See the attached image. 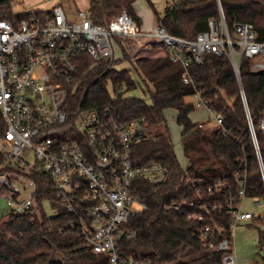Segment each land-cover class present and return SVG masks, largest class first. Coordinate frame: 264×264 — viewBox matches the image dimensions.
<instances>
[{"label":"built area","instance_id":"built-area-1","mask_svg":"<svg viewBox=\"0 0 264 264\" xmlns=\"http://www.w3.org/2000/svg\"><path fill=\"white\" fill-rule=\"evenodd\" d=\"M24 0H9L0 16V201L6 212L0 222L11 214L29 212L30 220L41 213L64 209L73 215L70 226L87 238L94 253H106L110 264H146L137 258L124 259L118 243L131 238L135 231L125 222L147 208L139 183L158 186L169 178L167 167L157 161L136 163L133 147L155 138L153 125L143 117L118 121L108 112L82 108L73 100L69 89L72 75L84 57L94 64H112L113 37L127 40H153L164 47L172 63L183 68L182 81L193 87L195 107L208 111V118L221 126V114L213 111L204 100L202 90L189 73L192 63H201L203 55L213 53L229 59L240 97L246 107L241 81V61L250 60V70L264 72V40H259L253 23L226 20L220 3L217 16L210 18L207 29L189 39L169 33L161 24L141 30L125 9L111 12L104 24L92 20L88 11L71 10L60 5L46 12H31ZM247 122L264 183L262 166L251 117L246 108ZM264 131V111L259 121ZM245 163L240 167L245 168ZM245 172V171H244ZM238 177V197L245 194V173ZM51 179L58 204L39 199V174ZM194 186V181L187 182ZM200 183V181L198 182ZM218 179L209 189L215 194L226 186ZM260 206L258 196L250 197ZM49 201V205L47 202ZM240 201L229 203L232 225L262 216V212L242 210ZM264 202V201H263ZM193 203H190L192 205ZM217 205L202 204L209 212ZM178 213L184 204L170 201L164 206ZM187 217H201L187 212ZM220 229L206 226L201 237L213 239ZM231 231L217 242L213 250H224L221 264H238L230 245Z\"/></svg>","mask_w":264,"mask_h":264},{"label":"trees","instance_id":"trees-1","mask_svg":"<svg viewBox=\"0 0 264 264\" xmlns=\"http://www.w3.org/2000/svg\"><path fill=\"white\" fill-rule=\"evenodd\" d=\"M88 1L89 15L98 24L106 23L107 15L120 9H125L138 26L141 24L134 10L135 0ZM8 2H0V16L7 15L4 9ZM218 3L229 25L251 22L258 39L264 40V0H175L162 13L156 12V21L171 34L193 39L207 29L210 18L217 16ZM113 41L120 49V59L111 65L106 61L96 65L92 59L84 57L73 73L69 89L73 92L74 102L85 109L108 112L118 121L143 117L154 127L165 123V112L173 110L181 128L182 145L185 139L192 138L193 144L202 136L209 147L208 157L213 160L212 164L214 160L221 164V167H193L198 156L187 151L188 166L184 169L173 151L170 137L163 134H156L155 138L135 145L133 158L136 163L160 162L167 167L169 178L158 186L144 181L139 183L147 208L125 222V227L135 234L119 241V255L124 259H141L146 264H221L225 251L213 250L209 244L217 243L231 231L232 214L228 205L230 201H240L237 191L241 173L245 171L246 196H258L264 201V183L246 117L247 108L264 169V131L259 126L264 111V72L251 71L250 60L242 59L245 107L227 56L206 53L201 63H192L189 73L196 86L202 90L210 108L223 118L221 126L203 131L201 123L191 119L195 106L186 102L194 89L182 81V66L170 61L164 47L160 45L162 53L153 62L146 56L131 62L118 37H113ZM122 60L129 62L137 75L141 73L151 81L153 89L143 90L150 103L122 95L120 89L123 86L126 90L137 86L128 69L113 68L114 63ZM140 78L144 82V78ZM109 85L113 96L109 94ZM241 163H245L244 169L240 167ZM38 179L41 182L40 203L50 199L52 205H57L58 198L51 179L42 173ZM218 179H225L227 184L221 193L215 194L209 186ZM188 181H194L195 185L190 186ZM170 201L184 204V211L178 213L166 209L164 206ZM202 204L217 206L203 212L199 209ZM187 212L201 217L188 218ZM29 217V212L11 214L0 222V264H110L106 253L92 252L87 238L70 226L74 218L70 212L59 209L52 215L42 207L38 217L33 220ZM250 221L259 225L258 241L262 242L264 211L262 216ZM206 226L217 227L221 232L215 233L213 239L201 237L198 232Z\"/></svg>","mask_w":264,"mask_h":264},{"label":"rangeland","instance_id":"rangeland-1","mask_svg":"<svg viewBox=\"0 0 264 264\" xmlns=\"http://www.w3.org/2000/svg\"><path fill=\"white\" fill-rule=\"evenodd\" d=\"M135 0L134 10L137 16L141 19L139 28L147 29L152 26L159 24L156 21V12L162 13L167 5H171L175 0ZM88 0H24L23 5L27 6L31 12H46L49 11L54 5L60 4L67 13L71 10L75 11H88ZM153 28V27H152ZM125 48L127 56L130 61L133 62L135 58L146 56L151 62H153L162 51L160 44L153 40H127L119 39ZM113 41V39H112ZM114 47V62L116 59L121 58V52L118 45L113 41ZM113 68L122 69L126 68L129 70L137 83L135 89L126 90L123 86L120 91L124 97H137L144 99L147 103H150V98L147 93H144V89H153L152 83L148 77L139 73L137 75L132 69L131 65L127 61H119L113 64ZM140 77L144 78V82ZM145 83V84H144ZM108 91L113 96L112 88L108 86ZM187 103H194V99L189 96L186 98ZM208 111L204 108L195 107L191 113V119L194 122H200L203 131L209 130L214 127V122L208 118ZM165 123H158L157 126L152 130V134H163L170 137L171 145L174 153L180 165L185 169L188 166V159L186 158L185 152L189 151L191 154H196L198 158L193 167L203 166H215L221 167L218 161L208 157L209 147L205 143V139L201 136V139L194 140L192 144V138L185 139L182 145L181 142V128L176 122V112L173 110H167L165 112ZM192 145V146H191ZM191 147V148H190ZM195 148V149H194ZM197 148V149H196ZM261 205L256 206L255 202L250 197H243L240 201V208L242 210H251L253 212H263L264 202L260 200ZM49 205V201L47 202ZM6 212L4 203L0 201V215ZM258 224L254 225L250 220L238 221L232 225L231 228V250L235 253L236 258L243 262V264H264V240L258 241Z\"/></svg>","mask_w":264,"mask_h":264},{"label":"crops","instance_id":"crops-1","mask_svg":"<svg viewBox=\"0 0 264 264\" xmlns=\"http://www.w3.org/2000/svg\"><path fill=\"white\" fill-rule=\"evenodd\" d=\"M152 27H154V26H152ZM152 27H150V28H147V29H142V30H144V31H149V30H151V29H152ZM238 264H243V262H242V261H240V260H238Z\"/></svg>","mask_w":264,"mask_h":264},{"label":"water","instance_id":"water-1","mask_svg":"<svg viewBox=\"0 0 264 264\" xmlns=\"http://www.w3.org/2000/svg\"><path fill=\"white\" fill-rule=\"evenodd\" d=\"M2 1H5V0H0V2H2Z\"/></svg>","mask_w":264,"mask_h":264}]
</instances>
